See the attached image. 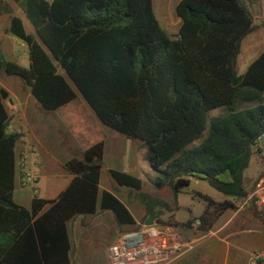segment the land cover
Instances as JSON below:
<instances>
[{"label":"trees","instance_id":"trees-1","mask_svg":"<svg viewBox=\"0 0 264 264\" xmlns=\"http://www.w3.org/2000/svg\"><path fill=\"white\" fill-rule=\"evenodd\" d=\"M14 1L20 15L10 17L7 32L26 45L28 68L0 54V76L21 79L42 113L56 112L79 93L103 126L147 148L154 187L174 204L191 178L234 200L248 195L243 173L264 139V50L237 75L241 43L255 28L241 0H180L172 39L156 20L152 0ZM11 13L0 0V17ZM7 99L0 87V264H71L68 224L98 212H110L120 232L135 230L124 204L99 190L102 141L64 163L72 178L55 199L34 194L30 208L14 203L15 148L22 135L8 129ZM224 106L227 113L207 127V113ZM206 129L202 142L186 149ZM110 177L120 187L142 188L125 172L112 170ZM146 198V224L156 209H170ZM201 198L198 228L205 231L235 208Z\"/></svg>","mask_w":264,"mask_h":264},{"label":"crops","instance_id":"crops-1","mask_svg":"<svg viewBox=\"0 0 264 264\" xmlns=\"http://www.w3.org/2000/svg\"><path fill=\"white\" fill-rule=\"evenodd\" d=\"M262 23H264V21L258 22L256 23V25L253 24L255 28L251 33L256 31V29L264 30ZM7 28L8 25L0 29V47H2V45H5L6 47L9 48L11 42L13 43V45H17L21 47L20 49L22 50V52L27 54V47L24 45V43L13 37L12 35H10L7 32ZM28 30L31 31L30 26ZM262 38L263 37L258 34L256 38L248 39L245 42L243 40L241 43V51L239 56L242 55L245 56L246 54L251 55V53H253L251 46L256 41L259 40L262 41ZM263 50L264 49L256 51L254 54L255 57L254 59H256ZM5 53L6 55L4 56V58L8 61H12L9 60L10 57H17L16 56L17 54L13 55V53L9 50H6ZM27 94L28 95H26L23 99L16 100L17 101L16 104L10 101L7 110L10 118L11 116H13L8 128L9 131L21 133L22 135L20 140L16 144V148H15L16 177H15L13 201L17 205L23 206L25 208H30L31 199L33 195L36 194L38 196V194L36 192H33L32 196L28 198L23 197L24 195L22 194V192L23 191L25 192L26 188H22L19 184L20 169L30 171L31 173L36 175L35 185H37L40 178L43 176L45 171H47L48 165L52 163L53 164L57 163V165H59L60 172L59 175L56 176V178H60L61 181L55 186L56 191L54 192V194L46 198L38 196L39 198L45 200L55 199L58 196V194L67 187V185L69 184L72 178L70 175H68L65 172L63 165L66 161L74 157L70 153H66L62 149H59V151H55L54 149H52L45 140V137H47L49 141V138L51 140L53 136H55L56 138L60 137L61 139L60 132L73 135V137L76 140L77 148L80 151L79 153H81L88 146L91 145L89 144V142H86L84 136L85 137L93 136L94 139H96L98 135L95 134H97L100 130L95 121L98 120L97 117L95 116L94 113H89L90 109L84 107L85 101L79 93L76 101L60 108L56 112L49 114L43 113L44 114L43 116H47V117H43L41 119H39V114L42 112L40 111L38 104L30 95L29 90ZM86 106L88 105L86 104ZM11 112L12 113L14 112L15 114L21 113L22 119L24 118L25 114L27 113L30 114L35 120V122L39 125V127L44 130V140L40 141L38 137H36L37 135L33 134L32 139L28 141L22 126H20L19 124L20 117L16 118L15 115L11 114ZM27 129H29L28 125H27ZM129 142H132L131 144H133L134 141L129 140ZM259 143H262V145L259 146ZM253 151L257 155V159L255 161V167L253 169V172L250 176V179L248 180V187L246 189L244 188L248 194L246 197H251L252 195H254V193L257 190V184L259 179L264 176V139H260L257 142V146L254 148ZM103 157H104V143H103ZM102 164H103V159H102ZM110 171L112 170H108L107 172L109 177H110ZM101 172H102V168H101ZM16 185L18 186L19 190L22 191L16 190ZM99 190L100 192L107 191L106 187L102 182L101 174H100ZM16 194L18 195L19 202H16L14 200ZM193 196L195 199L198 198L200 200H203L201 197L205 195H198V196L193 195ZM117 198L119 199L120 202L124 204V206L128 209L130 214L133 216L137 228L140 225L146 224V222L143 221L145 217V209H143L141 204H138L137 202L132 200H129L131 202L126 203L123 200H120L122 197L121 198L117 197ZM161 201L166 205H168L170 209H166V208L156 209V211H158V214L150 224H158L162 228L168 230V232H170V237H171L170 239L172 244L191 243L192 245V248L183 251V253L176 260H174L172 263L169 264H246L247 257L252 251H258L264 249V248L262 249L251 248L250 250H248L244 247V244L248 243V235L252 233V231L248 229V225L260 226L264 230V195L253 196L252 202L243 209L234 208L224 211L213 222V224L207 231L201 228H194L191 225V223L195 219H198L200 216L189 219L186 222H180L174 218V211H178V209L181 207L179 206L177 199L175 204L174 201L172 204L169 203L167 198H163L161 199ZM224 201H230L233 203L235 200L231 199L230 197H227V199H225ZM159 216H161V218L163 219L161 218L159 219ZM187 222H191V223L186 226L185 224ZM150 224H146V225H150ZM68 232H69L70 244H71V251H70L71 264H84V263L107 264V248L115 241L116 237L121 233L120 231L117 230L114 217L110 212H103V213L98 212L94 216L79 217L68 224ZM85 234L89 236L90 239L89 245L84 244ZM92 234L93 235L110 234L111 238L109 240H111V242L108 241L106 243L107 246H105L104 244V246H102L103 247L102 252L98 253L97 251L98 245L94 244V242H91V239H93ZM109 242L110 244L108 245ZM87 246H88L87 250L89 251L84 254V247Z\"/></svg>","mask_w":264,"mask_h":264},{"label":"rangeland","instance_id":"rangeland-1","mask_svg":"<svg viewBox=\"0 0 264 264\" xmlns=\"http://www.w3.org/2000/svg\"><path fill=\"white\" fill-rule=\"evenodd\" d=\"M5 1L6 4L10 7L12 13L3 14L0 17V29H2V27L4 28L9 24V20L11 16L20 15V7L18 3H16L14 0H5ZM46 1H52V0H46ZM179 1L180 0H152V9L154 16L158 21L161 29L171 39L177 38L178 35L180 20L177 18L175 14V6ZM241 1L245 5L249 13L251 14L253 18V24L256 25V23L264 21V0H241ZM25 27L29 29V25L27 22H25ZM258 34L261 35L263 38L262 41L260 40L256 41L251 46L253 53H251V55L246 54L245 56L244 55L239 56L237 60L236 73L238 76L243 75L247 67L253 62V60H255L254 59L255 52L264 49V30L256 29V31H254L245 38L244 42L248 39L256 38ZM20 48L21 47L17 45H13V43L10 42L9 48L6 47L5 45H2V47H0V54L5 56L6 50L11 51L13 55L17 54L16 55L17 57H10L9 60H12L13 62L17 63L18 65L24 68H28L27 54L23 53ZM67 80L73 86L72 82L68 78ZM0 87L6 90L8 93V99L5 101V106L7 109H8V105L10 104V101L16 104L17 102L16 100L23 99L26 95H28L27 93L29 90L21 79L16 77L10 78L4 74L0 76ZM262 97L264 99V94L262 95ZM84 107L90 109L89 106H86L85 102H84ZM245 107L247 106L238 105L237 109H243ZM89 111H90L89 113H93L91 109ZM227 111L228 108L225 106L210 110L207 113V118H206L207 127L209 125V121L211 118L221 116L227 113ZM11 114L15 115L16 118L20 117L19 124L20 126H22L28 141L32 139L33 134L37 135L36 137H38L40 141L44 140V130L39 127V125L35 122V120L30 114L24 113L25 115L23 119L21 117V113L15 114L14 112L13 113L11 112ZM43 115H44L43 113H40L39 119L43 117H47ZM12 117L13 116H11V120ZM95 121L100 130L97 134H95L98 135V137L94 139L93 136L92 137L84 136V139L86 140V142H89V144H92L96 141L97 142L103 141L104 143V157H103L101 178L104 186L106 187V190L117 197L120 198L122 197L123 199L121 198L120 200H123L126 203L131 202L129 200H132L137 202L138 204H141L142 201L141 197L145 196V198L147 197L146 198L147 201L148 200L151 201L150 199L161 201V199L167 198L168 202L172 204L174 200L172 196L170 195L166 196L165 192L158 191L154 187V182L156 180L157 174L152 170L148 162L147 148L140 141H134L133 144H131L132 142H129V140H127L120 134H117L116 132H113L110 129L106 128L105 126L97 122L98 120ZM27 125L29 129H27ZM60 134H61V139L60 137L56 138L55 136H53L51 140L49 138L48 141L47 137H45V140L47 141L49 146L55 151H59V149H62L66 153H70L73 157H80L81 153H79L80 151L77 148L76 140L73 137V135H70L68 133H61V132ZM206 135H207V129L202 133V135L198 139H196L191 144H189L186 149H192L194 147H197L206 137ZM256 159H257V155L253 153L252 156L250 157L249 166L244 171L242 185L245 189L248 187V180L250 179V176L255 167ZM108 170L123 171L128 174L134 175L142 183L141 190L135 191L126 187L118 186V184L109 177L107 173ZM59 172H60V167L59 165H57V163L54 164L52 163L48 165L47 171H45L43 176L40 178L38 184L34 185L35 187L33 188H26L25 192L24 191L22 192V194L24 195L23 197L28 198L32 196L33 192H36L38 196H41L43 198L52 196L56 191L55 186L61 181L60 178H56V176L59 175ZM16 190L22 191L19 190L17 185H16ZM193 195L195 196L205 195L219 203L224 202V200L227 199L228 197L218 192L214 188H212L206 181L191 178L188 189L177 196V201L179 203V206H181L178 209V211H174V218L177 221L186 222L189 219L201 216V214L203 213L205 209L204 206L205 202L198 198L195 199ZM14 200L16 202H19L17 194L15 195ZM141 206L143 207V209H145V207L142 204ZM160 218L161 216H159V219ZM248 229L251 230L252 233L248 235V243H245L244 247L248 250H250L251 248H260V249L264 248V230L260 226H256V225H248ZM92 237L93 239H91V242H94V244L98 245L97 248L98 253L102 252V248H103L102 246H104V244L105 246H107L106 243L108 241L111 242V240H109L111 238L110 234L107 235L92 234ZM89 240H90L89 236L85 234L84 244L89 245L90 243ZM110 242L108 243V245L110 244ZM87 249L88 246L84 247V254L89 251Z\"/></svg>","mask_w":264,"mask_h":264},{"label":"built area","instance_id":"built-area-1","mask_svg":"<svg viewBox=\"0 0 264 264\" xmlns=\"http://www.w3.org/2000/svg\"><path fill=\"white\" fill-rule=\"evenodd\" d=\"M35 183L36 175L20 169L19 184L22 188H33ZM258 195H264V176L259 179L254 195L235 200L233 204L236 209H243L252 202L253 196ZM200 224L199 219L191 223L194 228ZM170 238V232L158 224L140 225L135 230L121 232L107 248V264H169L183 251L192 248L191 243L172 244ZM246 264H264V249L252 251Z\"/></svg>","mask_w":264,"mask_h":264}]
</instances>
